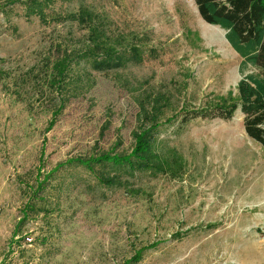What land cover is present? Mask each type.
<instances>
[{"label": "rangeland", "instance_id": "rangeland-1", "mask_svg": "<svg viewBox=\"0 0 264 264\" xmlns=\"http://www.w3.org/2000/svg\"><path fill=\"white\" fill-rule=\"evenodd\" d=\"M13 1L0 0V264H264V147L240 108L186 113L237 101L243 76L195 1ZM81 5L141 60L95 69L89 29L65 19ZM140 132L166 171L79 162L130 154Z\"/></svg>", "mask_w": 264, "mask_h": 264}, {"label": "trees", "instance_id": "trees-1", "mask_svg": "<svg viewBox=\"0 0 264 264\" xmlns=\"http://www.w3.org/2000/svg\"><path fill=\"white\" fill-rule=\"evenodd\" d=\"M194 1L206 22L226 30L228 42L242 58L243 76L238 82L237 101L225 102L205 111L186 113H191L190 118L202 115L231 119L240 108L244 114L246 132L264 147V0ZM94 13L96 12L91 7L81 5L77 11L65 17L66 20L76 21L89 29L90 41L85 52L92 58L93 67L104 71L122 67L131 61H140V52H138L140 50L135 49L136 47L129 52L125 51L127 47L125 50L123 47L115 49V44H110L106 29L99 26L100 22L96 20ZM135 138L136 146L130 154L102 153L79 162L89 168H93L94 164H115L126 166L131 170L166 171L163 160L154 153L150 133L140 132ZM140 256L137 255L134 259Z\"/></svg>", "mask_w": 264, "mask_h": 264}, {"label": "bare ground", "instance_id": "bare-ground-1", "mask_svg": "<svg viewBox=\"0 0 264 264\" xmlns=\"http://www.w3.org/2000/svg\"><path fill=\"white\" fill-rule=\"evenodd\" d=\"M200 20L199 21L201 23V26L204 28L206 34L213 36V38H215L222 47L228 44V41L225 38L222 29L219 28L218 25L210 24L203 18H200ZM262 193H264V191H262Z\"/></svg>", "mask_w": 264, "mask_h": 264}, {"label": "built area", "instance_id": "built-area-1", "mask_svg": "<svg viewBox=\"0 0 264 264\" xmlns=\"http://www.w3.org/2000/svg\"><path fill=\"white\" fill-rule=\"evenodd\" d=\"M27 239L30 240V241L32 240V238H27Z\"/></svg>", "mask_w": 264, "mask_h": 264}]
</instances>
